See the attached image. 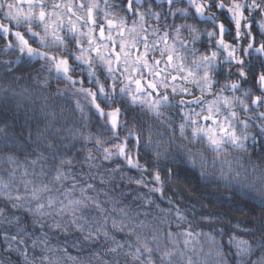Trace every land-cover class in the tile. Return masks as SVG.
I'll return each instance as SVG.
<instances>
[{
    "label": "clouds",
    "instance_id": "obj_1",
    "mask_svg": "<svg viewBox=\"0 0 264 264\" xmlns=\"http://www.w3.org/2000/svg\"><path fill=\"white\" fill-rule=\"evenodd\" d=\"M0 264H264V0H0Z\"/></svg>",
    "mask_w": 264,
    "mask_h": 264
}]
</instances>
